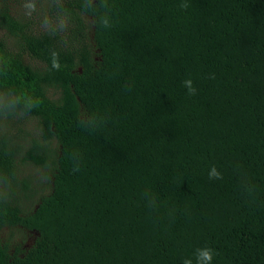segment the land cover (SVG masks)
<instances>
[{
	"label": "trees",
	"instance_id": "obj_1",
	"mask_svg": "<svg viewBox=\"0 0 264 264\" xmlns=\"http://www.w3.org/2000/svg\"><path fill=\"white\" fill-rule=\"evenodd\" d=\"M105 2L61 46L0 16L39 62L0 40V232L38 234L0 264H264V0Z\"/></svg>",
	"mask_w": 264,
	"mask_h": 264
},
{
	"label": "rangeland",
	"instance_id": "obj_2",
	"mask_svg": "<svg viewBox=\"0 0 264 264\" xmlns=\"http://www.w3.org/2000/svg\"><path fill=\"white\" fill-rule=\"evenodd\" d=\"M64 1L65 0H36V11L29 16L25 14V9L22 7L24 0H0V16L5 15L2 13L5 11L11 14V17L24 18L30 22V27L26 32L28 35H42L45 32H47V35L50 37L57 35L58 39L55 40L56 44L61 46L71 41L69 40L71 34L65 28L69 26L72 19L69 15L64 14L62 10L55 7ZM0 40H3L13 53H22V58L25 62L33 66L39 65V62L21 47V39L18 36L8 34L4 28L0 27ZM78 69L81 71L82 67L79 66ZM35 124V119L27 118L24 127L30 133L33 132L35 134ZM27 169H30L31 174L34 172L36 178H40V181H42L39 186V191L44 190L43 188H49L48 179L41 176V169H36L31 165H28ZM37 235V232L34 231L31 232L18 228L11 230L5 228L0 232V242L6 243L7 241H11L10 247L12 250L18 245L27 249L35 242Z\"/></svg>",
	"mask_w": 264,
	"mask_h": 264
},
{
	"label": "clouds",
	"instance_id": "obj_3",
	"mask_svg": "<svg viewBox=\"0 0 264 264\" xmlns=\"http://www.w3.org/2000/svg\"><path fill=\"white\" fill-rule=\"evenodd\" d=\"M22 7L25 9V14L31 16L32 13L36 11V7H37L36 0H24ZM94 7H96L94 0H83V8L86 12L93 9ZM101 7L107 8V4L105 0H101ZM181 7L186 9L188 7V4L182 3ZM99 22L105 28L111 26L107 15H102L100 17ZM52 68L57 70L60 68V64L56 53H53L52 55ZM183 86L187 89L189 95L195 94L196 89L193 86V81L190 78L183 81ZM208 175H209V179L221 178V173L215 167H212L210 169ZM213 257H214L213 249L209 247L199 248L196 250L195 253V264H212ZM182 264H193V261L191 258H185L182 261Z\"/></svg>",
	"mask_w": 264,
	"mask_h": 264
}]
</instances>
